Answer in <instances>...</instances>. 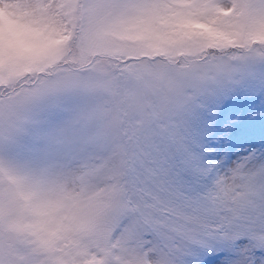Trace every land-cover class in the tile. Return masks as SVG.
<instances>
[{
	"label": "rangeland",
	"instance_id": "374dc122",
	"mask_svg": "<svg viewBox=\"0 0 264 264\" xmlns=\"http://www.w3.org/2000/svg\"><path fill=\"white\" fill-rule=\"evenodd\" d=\"M0 264H264V0H0Z\"/></svg>",
	"mask_w": 264,
	"mask_h": 264
}]
</instances>
